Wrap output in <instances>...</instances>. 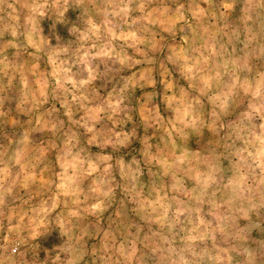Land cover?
Segmentation results:
<instances>
[{
  "label": "rangeland",
  "instance_id": "1",
  "mask_svg": "<svg viewBox=\"0 0 264 264\" xmlns=\"http://www.w3.org/2000/svg\"><path fill=\"white\" fill-rule=\"evenodd\" d=\"M0 264H264V0H0Z\"/></svg>",
  "mask_w": 264,
  "mask_h": 264
}]
</instances>
